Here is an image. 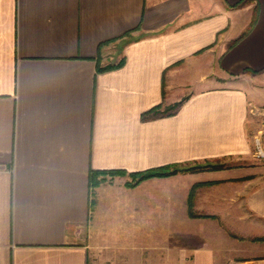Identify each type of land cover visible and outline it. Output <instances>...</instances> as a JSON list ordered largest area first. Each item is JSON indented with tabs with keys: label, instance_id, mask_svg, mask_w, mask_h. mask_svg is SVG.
Wrapping results in <instances>:
<instances>
[{
	"label": "crops",
	"instance_id": "obj_1",
	"mask_svg": "<svg viewBox=\"0 0 264 264\" xmlns=\"http://www.w3.org/2000/svg\"><path fill=\"white\" fill-rule=\"evenodd\" d=\"M255 135L264 0H0V264H264Z\"/></svg>",
	"mask_w": 264,
	"mask_h": 264
},
{
	"label": "trees",
	"instance_id": "obj_2",
	"mask_svg": "<svg viewBox=\"0 0 264 264\" xmlns=\"http://www.w3.org/2000/svg\"><path fill=\"white\" fill-rule=\"evenodd\" d=\"M256 14H257V6H255L253 10V15L251 18L250 24H252L255 19H256ZM125 39L130 38V36L125 35ZM124 62V57H121L119 60L116 62H109L104 65H99L98 70L99 71H105V70H110L114 68L120 67ZM177 104L172 105L170 108H175ZM156 107L152 108L150 111H154ZM149 111V112H150ZM156 111V110H155ZM221 164L218 162L216 163H204V164H193V163H175V164H170V165H164V166H159V167H154V168H149L143 171H135V172H127L124 170H109V171H91L90 173V182L91 186L94 187L97 184L101 182L100 176L102 174H119V175H127L129 177V180L125 182V185L128 187L135 186L139 182L151 178V177H160V176H168L175 174L177 172H192L196 170H202V169H214L220 167Z\"/></svg>",
	"mask_w": 264,
	"mask_h": 264
},
{
	"label": "rangeland",
	"instance_id": "obj_3",
	"mask_svg": "<svg viewBox=\"0 0 264 264\" xmlns=\"http://www.w3.org/2000/svg\"><path fill=\"white\" fill-rule=\"evenodd\" d=\"M248 21H249V16L246 15L245 19L243 20L245 26H246V24H248ZM111 45L112 46L110 47V52H109L110 62H111V60L115 61V60H119L121 58L120 57L121 56V51H120L121 50V40H117L115 42H112ZM180 85L181 86L183 85L182 87L178 88V90H179L178 94L180 96H183L190 88H192V82L180 83ZM164 107H167V106H164ZM252 146H253L252 149H253V153H254V150H255L254 137L252 138ZM114 177H128V176L127 175H119V174H102L100 176V178H101L100 183L106 181L107 179L114 178ZM128 180H129V177L126 181H128Z\"/></svg>",
	"mask_w": 264,
	"mask_h": 264
},
{
	"label": "built area",
	"instance_id": "obj_4",
	"mask_svg": "<svg viewBox=\"0 0 264 264\" xmlns=\"http://www.w3.org/2000/svg\"><path fill=\"white\" fill-rule=\"evenodd\" d=\"M254 155L257 158H264V144H262L261 138L257 135L254 136Z\"/></svg>",
	"mask_w": 264,
	"mask_h": 264
}]
</instances>
